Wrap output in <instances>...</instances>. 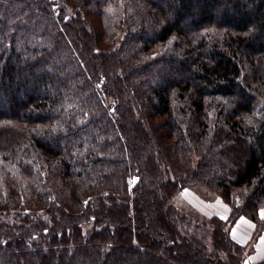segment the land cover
I'll use <instances>...</instances> for the list:
<instances>
[{
    "label": "trees",
    "instance_id": "16d2710c",
    "mask_svg": "<svg viewBox=\"0 0 264 264\" xmlns=\"http://www.w3.org/2000/svg\"><path fill=\"white\" fill-rule=\"evenodd\" d=\"M262 213L264 0H0V264H249Z\"/></svg>",
    "mask_w": 264,
    "mask_h": 264
},
{
    "label": "rangeland",
    "instance_id": "374dc122",
    "mask_svg": "<svg viewBox=\"0 0 264 264\" xmlns=\"http://www.w3.org/2000/svg\"><path fill=\"white\" fill-rule=\"evenodd\" d=\"M261 104H259L254 114L261 115ZM175 203L188 210L191 213H197L200 216L203 217H210L212 215H219L222 218H227L230 214V207L227 203H225L221 197L217 196L213 192L205 191L203 188L198 186H189L185 189H183L178 196L175 198ZM264 214V213H262ZM245 216V215H242ZM264 216V215H262ZM241 217V216H240ZM240 217L238 219H240ZM247 217V216H245ZM248 218V217H247ZM238 219L231 227V235H232V229L234 228L235 224L238 222ZM253 221V220H252ZM254 222V221H253ZM255 223V222H254ZM255 230L252 232V237L250 239V227L245 224L239 225V230L242 234H248L249 238L246 243L247 249V262L250 264L251 262L254 263V261L250 260V255L254 254L256 252V243H258L262 233L264 232V229L260 230L257 223H255ZM91 223H84L85 229L91 228ZM233 237V236H232ZM234 238V237H233ZM236 240V239H235ZM237 241V240H236ZM262 260H259L257 262H260Z\"/></svg>",
    "mask_w": 264,
    "mask_h": 264
},
{
    "label": "crops",
    "instance_id": "0c3cea01",
    "mask_svg": "<svg viewBox=\"0 0 264 264\" xmlns=\"http://www.w3.org/2000/svg\"><path fill=\"white\" fill-rule=\"evenodd\" d=\"M245 224L250 227V239L252 237V232L255 230V223L245 217L241 216L240 219H238V222L235 224L234 228L232 229V236L234 239H236L239 242L246 243L249 238V233L248 234H242L241 231L239 230V225ZM250 260L257 262L259 260H264V232L262 233L258 243H256V252L254 254L250 255ZM252 263V262H251Z\"/></svg>",
    "mask_w": 264,
    "mask_h": 264
},
{
    "label": "snow or ice",
    "instance_id": "6c2138e0",
    "mask_svg": "<svg viewBox=\"0 0 264 264\" xmlns=\"http://www.w3.org/2000/svg\"><path fill=\"white\" fill-rule=\"evenodd\" d=\"M262 215H264V214H262Z\"/></svg>",
    "mask_w": 264,
    "mask_h": 264
}]
</instances>
